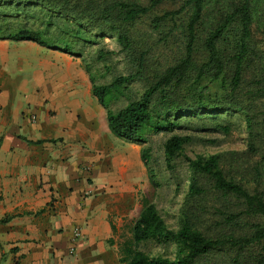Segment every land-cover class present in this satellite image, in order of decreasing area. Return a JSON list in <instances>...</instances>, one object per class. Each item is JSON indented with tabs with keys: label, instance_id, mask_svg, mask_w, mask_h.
<instances>
[{
	"label": "trees",
	"instance_id": "obj_1",
	"mask_svg": "<svg viewBox=\"0 0 264 264\" xmlns=\"http://www.w3.org/2000/svg\"><path fill=\"white\" fill-rule=\"evenodd\" d=\"M27 6L46 15L45 26L55 16L61 21L58 39L25 26L0 27V39L74 55L77 40L113 38L126 65L123 74L96 84L85 69L108 131L139 145L149 132L170 133L162 143L165 165L172 169V160L181 156L189 172L176 228H169L142 197L129 235H121L117 245V261L264 264V0H0V21L23 14ZM143 18L159 41L174 46L172 62L161 69L150 68L148 51L136 43L135 27ZM106 54L99 49L96 59ZM133 82L141 84L139 95L112 110L111 101ZM209 85L216 89L209 91ZM224 114L242 118L244 149L185 155L190 135L173 133L181 120L206 119L211 129L227 134L231 123L220 121ZM139 157L145 165L147 148ZM148 242L173 245L174 251L170 256L139 248Z\"/></svg>",
	"mask_w": 264,
	"mask_h": 264
},
{
	"label": "crops",
	"instance_id": "obj_2",
	"mask_svg": "<svg viewBox=\"0 0 264 264\" xmlns=\"http://www.w3.org/2000/svg\"><path fill=\"white\" fill-rule=\"evenodd\" d=\"M19 44L0 39V219L11 216L0 221V264H120L115 229L130 214L139 150L131 161L112 151L77 59Z\"/></svg>",
	"mask_w": 264,
	"mask_h": 264
},
{
	"label": "rangeland",
	"instance_id": "obj_3",
	"mask_svg": "<svg viewBox=\"0 0 264 264\" xmlns=\"http://www.w3.org/2000/svg\"><path fill=\"white\" fill-rule=\"evenodd\" d=\"M4 9L7 10V8ZM34 11H36L35 14ZM19 13L23 14H19V16L16 17L10 15L6 19L0 21L2 31L25 26L39 29L43 32L42 34L52 39V41L58 39L61 35L63 26L56 16L52 17L49 21L50 24L45 26L43 22L47 20L46 15L35 10L33 6H27L23 12L20 11ZM25 14L27 15L26 17ZM146 22L147 20L143 18L135 27L137 30V32L135 31L136 43L148 51L147 62L150 68L161 69L166 66V64L172 62L175 55L174 46L170 40L165 44L159 41L158 35L149 29ZM9 41L11 45L17 43L20 45L19 40ZM73 46L77 54L71 56L77 59L78 65L83 70L88 82V73L93 76L96 84H103L110 82L114 76L123 74L126 69L123 55L119 52V47L113 38L104 37L95 39L92 40L91 43L77 40ZM35 48L37 51L45 50L37 45ZM99 49L108 53L110 52V54H106V57L102 60H97L96 52ZM17 52L20 53L19 48ZM10 53L13 57L16 56V50L14 48L10 50ZM86 68L88 69V73L85 70ZM26 76H28L26 73H24L23 77L19 74L15 77V80L18 81L24 78L27 81L28 77ZM28 85L29 83H27V86ZM214 89H216L215 86L209 85V91ZM140 91V83L133 82L127 84L126 89L123 90V96H120L118 100L111 101L110 108L112 110L117 109L127 100L136 98ZM262 106H264V99L261 102V107ZM220 121H229L231 123L230 130L227 134H222L221 132L211 129L212 122L206 119L191 118L187 120V122L181 120L179 128L175 129L173 133L188 134L191 137L190 142L184 145L182 149L183 153L187 156H193L197 153L209 154L243 150L245 147L246 132L242 118L237 114H224L223 120ZM169 134L170 133L163 131L149 132L147 134L146 143L142 145L128 143L114 137L115 142L112 145V151L120 152L125 160L128 159L131 161L132 159H130V157L132 153L136 152V149H138L140 153L141 148H147L145 165L140 160V181L133 185L131 189L133 193V203L128 207L130 214L129 216H125L124 220L117 226V229H115L117 242L121 241V235H129L128 226H130L133 218L136 217L138 213L142 197L147 198L154 204L158 213L169 228H176L178 224L181 207L187 190L189 172L181 156H177L172 160V169H167L162 153V143ZM128 167L129 166L126 164L123 165L121 172H123L124 175L129 172V170H127ZM139 248L150 254L163 253L170 256L174 251L173 245L163 246L153 242L141 243L139 244Z\"/></svg>",
	"mask_w": 264,
	"mask_h": 264
},
{
	"label": "built area",
	"instance_id": "obj_4",
	"mask_svg": "<svg viewBox=\"0 0 264 264\" xmlns=\"http://www.w3.org/2000/svg\"><path fill=\"white\" fill-rule=\"evenodd\" d=\"M34 117H31V120H33ZM79 235V227H74L72 229V234H71V242L76 239ZM73 251V245L68 247V252L71 253Z\"/></svg>",
	"mask_w": 264,
	"mask_h": 264
}]
</instances>
